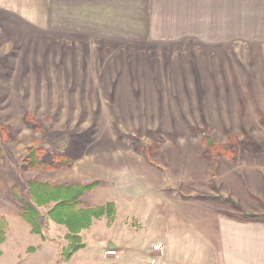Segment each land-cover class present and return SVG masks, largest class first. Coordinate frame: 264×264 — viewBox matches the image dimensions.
<instances>
[{"label": "rangeland", "instance_id": "obj_1", "mask_svg": "<svg viewBox=\"0 0 264 264\" xmlns=\"http://www.w3.org/2000/svg\"><path fill=\"white\" fill-rule=\"evenodd\" d=\"M145 1L0 2V264L32 182L99 183L81 207L113 215L91 226L137 242L112 264H224L232 225L264 224V48L148 41ZM54 204L39 237L64 258Z\"/></svg>", "mask_w": 264, "mask_h": 264}, {"label": "crops", "instance_id": "obj_2", "mask_svg": "<svg viewBox=\"0 0 264 264\" xmlns=\"http://www.w3.org/2000/svg\"><path fill=\"white\" fill-rule=\"evenodd\" d=\"M0 2L7 5L8 0ZM145 10L146 39L154 43L199 46L211 55L225 50V56L232 48H264V0H146ZM230 56L226 66L222 61L223 73L234 72L237 59L233 53ZM160 223L154 220L155 225ZM18 227L10 232L9 264H112L106 255L108 248L124 252L137 243L93 223L79 234L86 247L66 260L33 234L27 222ZM232 229L231 237L222 240L224 264H264V224L241 222ZM129 233L124 230L122 235ZM90 243L97 247V256L89 253ZM168 244L164 247L169 253L172 243L168 240ZM30 248L33 254L28 253Z\"/></svg>", "mask_w": 264, "mask_h": 264}, {"label": "trees", "instance_id": "obj_3", "mask_svg": "<svg viewBox=\"0 0 264 264\" xmlns=\"http://www.w3.org/2000/svg\"><path fill=\"white\" fill-rule=\"evenodd\" d=\"M36 162V157L31 159ZM35 164V163H34ZM99 183L75 186L52 187L45 183L32 182L30 185L32 204L24 207L23 219L27 222L33 234L41 235V213L40 208L55 203L47 212V217L52 222L65 226L68 231L69 246L63 252L64 259H70L76 252L85 248L79 235L82 230L91 226L93 219H99L105 215H113V205L106 204L96 208H82V198L85 194L93 191ZM3 222V221H2ZM0 221V244L5 241L4 222ZM2 252L0 251V257Z\"/></svg>", "mask_w": 264, "mask_h": 264}, {"label": "built area", "instance_id": "obj_4", "mask_svg": "<svg viewBox=\"0 0 264 264\" xmlns=\"http://www.w3.org/2000/svg\"><path fill=\"white\" fill-rule=\"evenodd\" d=\"M163 250H164V247H163V245L162 244H159V245H157V246H154V248H153V253H157V252H163ZM119 251L117 250V249H109V250H107V252H106V255L107 256H110V257H118L119 255ZM156 262V261H155ZM154 262V263H155Z\"/></svg>", "mask_w": 264, "mask_h": 264}]
</instances>
